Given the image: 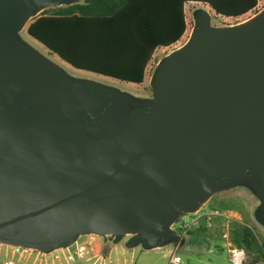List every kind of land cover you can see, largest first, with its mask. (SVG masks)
<instances>
[{
	"label": "water",
	"instance_id": "1",
	"mask_svg": "<svg viewBox=\"0 0 264 264\" xmlns=\"http://www.w3.org/2000/svg\"><path fill=\"white\" fill-rule=\"evenodd\" d=\"M74 1L0 0V243L48 253L94 234L157 248L250 172L264 201V9L222 28L198 14L158 65L148 111L95 138L61 94L86 83L18 37L43 10Z\"/></svg>",
	"mask_w": 264,
	"mask_h": 264
},
{
	"label": "trees",
	"instance_id": "2",
	"mask_svg": "<svg viewBox=\"0 0 264 264\" xmlns=\"http://www.w3.org/2000/svg\"><path fill=\"white\" fill-rule=\"evenodd\" d=\"M189 4L236 25L262 10L259 0H75L43 10L26 33L74 69L141 85L161 62L156 52L164 59L188 39L194 27L185 14ZM234 236L237 249L264 260V241L248 227Z\"/></svg>",
	"mask_w": 264,
	"mask_h": 264
},
{
	"label": "rangeland",
	"instance_id": "3",
	"mask_svg": "<svg viewBox=\"0 0 264 264\" xmlns=\"http://www.w3.org/2000/svg\"><path fill=\"white\" fill-rule=\"evenodd\" d=\"M259 8H262V10L264 9V0H259ZM201 12L208 13L210 16L211 27L222 28L236 25V21L217 17L203 5L189 4L185 6L186 18L193 26H195L197 15ZM26 29L27 26L18 33V37L22 42L41 55L49 57L52 62L60 67L68 76L95 80L103 84L114 86L120 90L127 91L132 95L153 96L152 80L159 63L152 65V67L149 68L143 86L140 88H133L135 86L126 84L125 82L121 83V81L118 82V80H113L112 78L109 79V77L105 78L97 74H89L88 72L72 68L61 61L58 57L48 52L43 45L27 35ZM193 29L194 27L192 28L188 39ZM178 46L179 45L175 46V48L178 49ZM156 56L158 61H162V53L156 52ZM149 100L151 101V98H149ZM260 206L261 200L255 191L251 190V188L244 182H235L219 188L198 214H186L171 227L173 237L170 241H174L175 238H181L184 236L185 238L195 237V239L203 243V246L205 244L203 241L208 238L209 243L212 244L209 248L211 250L210 252H206L203 255H197L192 252H186L183 248L174 251L175 248L171 242H167L163 246L152 249H145L140 243L133 247H129L128 244L133 238L126 236L117 244L113 242L112 239L109 241V259L115 263L121 264L124 260L133 261L134 264H168L174 256H177L182 263L186 264H230L231 262L229 259H231V256L227 253V250L230 249L233 251V258L238 255L239 251H242L246 255L245 263H252V259L255 258L249 255L245 250L237 249V245L234 242V234L235 232H238V228L244 226L252 231L258 241H264V223L256 217V213ZM228 211L237 212L238 221H235L233 219L234 215L230 214ZM220 214L222 215L221 217H219ZM207 218H209L210 228H207ZM183 224L189 226V229L185 234H182L181 230ZM202 253H204V250Z\"/></svg>",
	"mask_w": 264,
	"mask_h": 264
},
{
	"label": "flooded vegetation",
	"instance_id": "4",
	"mask_svg": "<svg viewBox=\"0 0 264 264\" xmlns=\"http://www.w3.org/2000/svg\"><path fill=\"white\" fill-rule=\"evenodd\" d=\"M44 57L52 62L49 57ZM66 76L70 82L86 83L84 85H76L77 87H72L70 84H68L62 89L61 94L62 97L68 99L70 104L73 106L77 105L82 107V109H74L71 112L74 116H78V122L83 125L86 133L90 137L100 138L104 137L111 131L124 129L132 116H135L141 112H147L153 102L152 95L151 97L132 95L127 91L120 90L114 86L103 84L95 80L76 76H68L67 74ZM87 83H90L94 86L87 85ZM126 84L135 86L133 88H140L143 86V83L141 85H133L131 83ZM81 96L92 97L89 102L90 105H87L80 98ZM149 98H151V101ZM24 105L25 102H19L20 108H22ZM28 105L31 106L30 102H28ZM94 133L97 134V136H93ZM240 182L247 184L253 191L254 187H258L260 185L256 172H250L249 174L244 175L240 180H238V183ZM260 200L261 206L259 207L256 215L259 216L260 221L264 223V201L262 199Z\"/></svg>",
	"mask_w": 264,
	"mask_h": 264
},
{
	"label": "built area",
	"instance_id": "5",
	"mask_svg": "<svg viewBox=\"0 0 264 264\" xmlns=\"http://www.w3.org/2000/svg\"><path fill=\"white\" fill-rule=\"evenodd\" d=\"M188 229L189 226L183 224L182 234ZM111 239L114 242L113 236L83 235L70 246L48 253L0 243V264H121L109 259L108 243ZM179 263L180 258L177 256L169 262V264ZM122 264H134V262L124 260Z\"/></svg>",
	"mask_w": 264,
	"mask_h": 264
},
{
	"label": "crops",
	"instance_id": "6",
	"mask_svg": "<svg viewBox=\"0 0 264 264\" xmlns=\"http://www.w3.org/2000/svg\"><path fill=\"white\" fill-rule=\"evenodd\" d=\"M170 54V53H169ZM168 54V55H169ZM211 198H209L208 200H207V202L197 211V212H195V213H192L193 215H196V214H198L200 211H201V209L208 203V201L210 200ZM230 214H233L234 215V220L235 221H238V214H237V212H233V211H228ZM216 215V214H215ZM224 215V214H223ZM222 215L220 214V216L219 217H221ZM206 221H207V228H210V226H208V224H209V218H207L206 219ZM221 221V220H220ZM220 221H219V223H220ZM210 225V224H209ZM201 240V239H200ZM202 241H203V239H202ZM171 243H172V245L174 246V251L176 250V249H179V248H183L184 249V251H186V252H192V253H195V254H197V255H203V254H205L206 252H210L211 250L209 249L210 248V245L212 246V244H210L209 243V239L208 238H206L203 242L205 243L203 246H202V242L201 241H199V240H197V239H195V237H188V238H185V236L184 237H181V238H175V240L173 241V240H171L170 241ZM204 250V253H202V251ZM227 253H228V255H230L231 256V259H229V261L231 262L230 264H238L237 263V260H238V257H239V255L241 254V255H243V257H242V263H244V264H264V260L262 259V258H259V257H256V259H252L253 260V262L252 263H245V261H246V255L242 252V251H239L238 252V255H236V257H232V253H233V251L232 250H230V249H228L227 250ZM169 264V263H168ZM179 264H186V263H182V261L180 260V263ZM187 264H190V263H187Z\"/></svg>",
	"mask_w": 264,
	"mask_h": 264
}]
</instances>
